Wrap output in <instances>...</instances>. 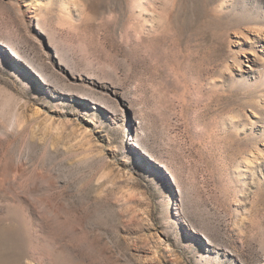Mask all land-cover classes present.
I'll return each instance as SVG.
<instances>
[{
    "label": "rangeland",
    "instance_id": "obj_1",
    "mask_svg": "<svg viewBox=\"0 0 264 264\" xmlns=\"http://www.w3.org/2000/svg\"><path fill=\"white\" fill-rule=\"evenodd\" d=\"M3 223L22 264H264V0H0Z\"/></svg>",
    "mask_w": 264,
    "mask_h": 264
},
{
    "label": "bare ground",
    "instance_id": "obj_2",
    "mask_svg": "<svg viewBox=\"0 0 264 264\" xmlns=\"http://www.w3.org/2000/svg\"><path fill=\"white\" fill-rule=\"evenodd\" d=\"M4 224H0V264H22L28 240L21 226Z\"/></svg>",
    "mask_w": 264,
    "mask_h": 264
}]
</instances>
